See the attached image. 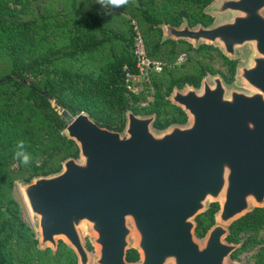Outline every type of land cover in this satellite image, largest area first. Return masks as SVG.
Returning a JSON list of instances; mask_svg holds the SVG:
<instances>
[{"label":"water","instance_id":"95a60500","mask_svg":"<svg viewBox=\"0 0 264 264\" xmlns=\"http://www.w3.org/2000/svg\"><path fill=\"white\" fill-rule=\"evenodd\" d=\"M205 11L220 18L161 23L163 40L213 44L230 58L247 47L236 72L242 85L217 73L174 88L169 99L188 118L166 128L155 126L156 113L128 110L115 130L60 108L78 156L20 184L38 248L56 253L62 238L77 264H237L231 256L241 243L226 239L230 226L264 207V0H214ZM217 200L215 222L199 239L196 217ZM131 248L136 261L127 258Z\"/></svg>","mask_w":264,"mask_h":264},{"label":"trees","instance_id":"16d2710c","mask_svg":"<svg viewBox=\"0 0 264 264\" xmlns=\"http://www.w3.org/2000/svg\"><path fill=\"white\" fill-rule=\"evenodd\" d=\"M132 1L136 6L128 12L138 10V18L149 31H161L158 25L163 22L180 25L185 18L191 25L210 24L204 8L213 0ZM70 4L67 11H55V0H0V264H77L75 253L63 242L56 253L38 248L36 231L21 216L13 182L7 178V172L15 170L12 163L20 164L14 158L17 143L24 141L32 156L23 172L49 174L79 153L76 142L63 133L67 121L60 108L73 114L87 111L111 129L124 127L128 110L138 113L124 96L127 71L138 72L132 40L110 35L97 0L86 9L82 0ZM154 50L159 48L154 46ZM77 60L82 64L77 65ZM224 62L231 79L237 62L225 55ZM105 102L112 106L107 112H117L121 122L102 119L98 105ZM171 107V113H157V128L187 120L181 108L172 103ZM38 152L47 158L36 164L33 158ZM218 210L219 204L213 203L203 218H197L198 235L206 234ZM263 228L264 207H256L231 224L227 238L235 242L239 232ZM260 250L264 256V244ZM127 258L138 260V251L129 249ZM258 264H264V259Z\"/></svg>","mask_w":264,"mask_h":264},{"label":"rangeland","instance_id":"374dc122","mask_svg":"<svg viewBox=\"0 0 264 264\" xmlns=\"http://www.w3.org/2000/svg\"><path fill=\"white\" fill-rule=\"evenodd\" d=\"M70 1L71 0H55V6L53 5V9L55 11L58 10L67 11L71 8ZM91 1L92 0H82V3L84 5L82 9H86ZM133 5L136 6L134 2L130 0L128 5H125L124 7L121 8H116V9L102 8V6L99 5L97 10L99 11V14L101 15L102 20L105 23L110 35L111 36L122 35L125 38H130L132 40L133 48L135 46L137 32H139L142 35L144 47L147 50L148 54L152 57V59L160 63V65L162 66L161 70H151L148 73V75H144V74L139 75L134 80V90L133 91L126 90L124 92V96L126 100L131 105L132 108L137 110L138 114H149L146 113L147 111H151L150 113H156V114L160 111H164V113H171L172 102L169 99V96L173 92L174 88L176 87L184 88L187 85L200 86L203 78L205 77L209 78L210 74H217V73L221 74L225 82L229 86L242 85V83L239 81V79L236 76V72L238 65L244 62L245 54L248 51L247 47L239 49L238 54L235 58H230L222 52L219 46L213 44H201L198 48H196L193 44L185 40L176 41L173 39H171L173 41H167V42L163 41L164 42L163 44H159V42H162V38H163V30L160 27V24L158 26L161 29V31L154 29H150L149 31L138 18L137 16L138 10L137 11L135 10L136 14H132L128 12L130 9H134ZM205 8H204V12L211 17L210 24H212L213 22H215L220 18V16L217 14L206 12ZM203 45H207L208 47L200 48ZM154 46L156 48H159V51L154 50ZM181 52H185L187 58L183 63H178L177 57ZM224 55L227 57V59H231L237 62L235 75L231 79L228 78V74L226 73L227 64L224 62ZM76 64L81 65L82 61L77 60ZM196 81H199V83L197 84ZM170 85L173 86L172 90H170ZM110 107L112 109V106L107 102L100 103L98 105V108L103 114L101 116L102 119H108V120L113 119L117 122H121L122 117L118 116L119 114L117 112H114L112 110L111 112H107V110ZM87 113L89 114V112ZM71 114L75 115L73 113ZM91 118L93 117L91 116ZM93 119L95 120V118ZM185 122H174V123H185ZM124 127L122 129H115V130H123ZM63 133L64 135H66L65 128L63 130ZM46 158L47 156L44 153L38 152V154L33 159L35 160L36 164H39L44 162ZM23 167H29V165L25 166L22 163L20 164L12 163V168L15 170L13 171L11 170V172H7L8 173L7 178L13 182V195L20 204L22 218L34 228L38 237V233L36 230V222L33 219L32 215L30 214L29 209L26 205L23 193L20 188V184L25 181L32 180L37 175H44V174L31 175L28 171L23 172L22 170ZM213 203H218L220 207L219 200L210 201L209 207L206 209V211L210 209ZM206 211L200 213L196 217L197 223H198L197 218L201 216H202L201 218H203ZM214 220H215V216H214ZM82 234L85 240V244L88 250L90 251L91 256L94 257L96 254V246L92 243L91 233L85 231ZM204 236L205 235L200 236L197 234V238L199 239H203ZM226 239L228 240V238ZM61 242H63L67 247L72 249L65 242V240L59 238V245ZM230 242H234V241H230ZM235 243H241L242 247L238 249L234 255L232 253L231 261L237 264H258V260L264 259V256L263 254H261L262 252L260 250V246L262 247L264 244V228L259 231L239 232ZM134 245H135L134 239H132V247H134ZM91 264H95V263L92 261Z\"/></svg>","mask_w":264,"mask_h":264},{"label":"built area","instance_id":"2783aa9c","mask_svg":"<svg viewBox=\"0 0 264 264\" xmlns=\"http://www.w3.org/2000/svg\"><path fill=\"white\" fill-rule=\"evenodd\" d=\"M134 57H135V63L138 72L137 73H131L129 70L126 74V88L129 91L134 90V80L139 75H148V73L151 70H161L162 66L160 63L156 62L152 57L148 54L147 50L144 47V42L142 39V35L137 32L136 40H135V46H134ZM187 58V55L185 52H181L177 59L178 63H183Z\"/></svg>","mask_w":264,"mask_h":264},{"label":"clouds","instance_id":"9594fccd","mask_svg":"<svg viewBox=\"0 0 264 264\" xmlns=\"http://www.w3.org/2000/svg\"><path fill=\"white\" fill-rule=\"evenodd\" d=\"M130 0H97V3L102 6V8H121L128 5ZM14 158L22 163L23 165H29L32 161L31 154L25 149L24 141H19L16 145V150Z\"/></svg>","mask_w":264,"mask_h":264},{"label":"flooded vegetation","instance_id":"af4514ba","mask_svg":"<svg viewBox=\"0 0 264 264\" xmlns=\"http://www.w3.org/2000/svg\"><path fill=\"white\" fill-rule=\"evenodd\" d=\"M162 41H166V40H163V38H162ZM196 48H198V47H196Z\"/></svg>","mask_w":264,"mask_h":264}]
</instances>
